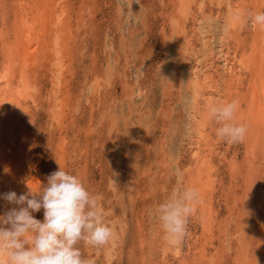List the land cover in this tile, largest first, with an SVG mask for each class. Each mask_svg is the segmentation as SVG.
Segmentation results:
<instances>
[{"label": "rangeland", "instance_id": "1", "mask_svg": "<svg viewBox=\"0 0 264 264\" xmlns=\"http://www.w3.org/2000/svg\"><path fill=\"white\" fill-rule=\"evenodd\" d=\"M6 1L7 5L9 1ZM174 2L68 0L71 11L67 25L71 37L68 36L70 40L67 38L68 42H65L67 48L63 55L72 70L66 68L68 72L58 77L57 68L53 67L57 57L45 52L42 59L45 66L32 70L36 73L37 83L28 101L21 105L27 113L15 125L20 139L23 137L27 141L22 144L20 177L25 187L31 184L39 191L42 184L47 183V176L61 166L83 181L85 188L97 199L105 223L113 230V238L105 246L97 248L85 245L83 241L78 243L83 258L92 264H178L182 260L187 264H199L200 249L207 251V261L202 264H264V116L260 119L257 106L251 107L250 102L248 105L242 100L235 113L236 123L261 131L262 142L256 151H251L248 149L250 140L246 137L239 143H227L216 137L218 125L209 119L205 104L209 94L218 98L215 97V104L249 96V79L256 76L257 71L260 74L257 76L264 79V61L261 62L264 55L248 41L254 32L248 21L249 14L240 31L241 37L249 42L247 45L241 46L233 37H223L228 0H208L205 14L199 12L201 4L193 5V13L188 19H182L185 23L182 32L186 36L178 40ZM6 5L0 11V23L8 17L3 24L6 36L0 40V69L9 61L6 54L12 53L7 49L13 47L16 35L13 12ZM186 44L189 50L192 48L187 53ZM228 46H232L230 55H226ZM233 47L240 48V57L252 50L258 53L255 62L250 63L252 72L235 65L237 59ZM195 53L200 68L208 58H213L216 72L212 85L218 88L216 92L205 89L207 92L202 93L199 106L193 105L191 88L186 86L191 81L189 64L195 61ZM20 54L17 57L19 63L24 55ZM226 58L230 59L228 63ZM178 63L182 66H177ZM234 69L238 77L246 78L245 85L228 82L230 71L232 73ZM96 80L99 84L93 87ZM53 115L60 116L54 118ZM196 118L205 120L208 143L203 142V146L206 154L212 153L209 166H215L211 177L215 190H211L212 196L208 194L206 200L203 198V205L212 206L216 223L212 235L207 234L202 220L199 221L201 218L198 219V210L202 208L200 202L199 208L195 209L197 212L194 211L189 220L186 236L180 242L170 244L155 217V209L173 193L191 187L189 172L197 163L193 154L196 130L192 128L199 121ZM262 120L260 129L257 124ZM249 131L248 128L247 133ZM254 168L258 172L252 174V178L249 174L254 173ZM197 172L195 169L193 174ZM245 179L248 183L255 182L251 202H242L248 210H244L248 221L245 223L259 238L255 240L247 234L246 241L249 242L243 247L239 241L242 236H237V224L233 223L227 229L223 224L229 222L227 209L235 201L232 191L239 196L241 190L250 187ZM239 208L234 211L239 213ZM33 215L40 221L44 219L43 209ZM215 258L222 261L217 262Z\"/></svg>", "mask_w": 264, "mask_h": 264}, {"label": "bare ground", "instance_id": "2", "mask_svg": "<svg viewBox=\"0 0 264 264\" xmlns=\"http://www.w3.org/2000/svg\"><path fill=\"white\" fill-rule=\"evenodd\" d=\"M5 1L6 0H0V11H1L2 7L3 8L5 7V5H6ZM8 1H9V3L6 6H8L7 8H10V10H12V12H13V17L15 19V21H14L15 29L14 30H15L16 35H15V38H14L15 40H14L13 45H12L13 47L10 49L9 48L7 49L8 52L12 53V54H6V57L8 58L9 61H8V63L6 62L7 64H5L4 67H2L0 69V194L6 193L8 191H15L19 195V194L27 192V190H28L25 187V184H23L22 179L20 177V174H21L20 170L23 166V165L21 166V159H20L22 156V150H23L22 144L27 142V141L24 140L23 137L20 139V137H19L20 135L17 134L18 128L15 125L17 124V122L21 121V118L24 117L25 114L27 113V110L25 108H23L21 105L28 101L27 99H29V97L31 95V91L35 88L34 84L36 82L35 81V74L36 73H33L32 70H35L39 67L45 66L44 62L42 61L43 55H44L43 52H45L46 54L49 53L52 56L57 57V60L54 61V63H53V67L57 68L58 77L63 76L65 74V72H68L67 70L70 68L69 65L67 64L68 59H66V57H64L63 53L65 52V49L67 48V46L65 45V42L69 39L68 36L71 37V33H70L71 29H68L69 26L67 25L69 23V18H70L69 14H70L71 10L69 11L70 6L68 3V0H7L6 2H8ZM207 1L206 0H177V1L175 0L174 5H176L177 11L175 13L174 20L177 23L175 28L179 29L177 31L178 40L180 39L181 36H184V37L186 36L182 32V29L185 26V23L182 22V19L184 20V17L186 19H188L189 18L188 16H190L193 13V7L192 6L197 5V4H201L200 8H199V12L202 14H205L204 13L205 12L204 7L206 6ZM216 3H217V1H216ZM219 3H220V1H219ZM225 5H226V12H225L226 16H225L224 23H225V27H226V31H225L226 33H224L223 37L226 38L228 36L231 39L233 37V39L238 40V42L241 44V46H243L245 44L247 45L250 42V43H252L251 44L252 47L258 48V52H260L259 54L264 55V29H261L258 26L253 27L254 32H253L252 36L250 37L251 39L248 40L249 42H246L247 39L244 37H241V35H240V31L243 28V25H245L244 22L246 20L245 17H247V14L264 11V0H228V2L225 3ZM85 6H86V4H85ZM85 6H84V8H86ZM10 10H9V12H10ZM88 10H86V11H88ZM84 16H85V14H84ZM142 16H143V14H142ZM203 16H205V15H203ZM72 17L73 16H71V18ZM219 17H220V15H219ZM9 18H10V15H9ZM6 19L8 20V17L1 20L3 22V24L5 23V21H7ZM76 19H80V18L76 17ZM84 19H85V17H84ZM220 19H221V17H220ZM82 22H84V21L82 20ZM3 24L0 23V40H3L2 38H5V36H6L5 35L6 30L4 29ZM86 27L87 26H84V28H86ZM80 28H82V26ZM195 29H197V28H195ZM186 30L184 32H186ZM203 33H202V35H203ZM203 37H205V36H203ZM187 38H188V36H187ZM204 43H205V41H204ZM41 44L42 45L44 44L43 49H41V46H42ZM183 44H184L183 42L180 44L182 48H183ZM184 47H185L186 53H187V51L192 50V48H190V50H189L188 44H186V46H184ZM192 47H193V45H192ZM228 48H229V50L226 53V55L231 54L230 48H232V46H228ZM233 48H234V51H236L235 59H237V60L234 59L235 65L240 66L242 69H244L248 73L252 72V64H250V63H252L255 60V57L258 56V53L255 54V52H253L252 48L250 47L252 52L248 55L245 53V55H246L245 57H243L242 55L240 57L238 55L240 48H238V47H236V48L233 47ZM21 50H24V51H21ZM209 50H207V52H209ZM242 52H244V51H242ZM20 53H22L24 55L22 56V61L19 63L20 58H17V57L19 56ZM10 55H12V56H10ZM193 56L195 57V59H194L195 61L192 60L191 63L189 64V66H190L189 69L191 70V81H189V84L186 86L191 88L190 90L192 92L193 105L199 106L202 103L201 100L203 99L202 93H204V91L207 92L205 89H208V91H209V89L215 90L213 92L218 91V88L217 87H216L217 89L215 87L213 88V85H212L216 71L214 69L213 58H208V61H206V64H204V66L202 68H200L197 53H195V55L193 54ZM194 57H192V58H194ZM188 58H189V56H188ZM229 58L225 59L226 63H228V60H230ZM261 59H262L261 62H263L264 57H261ZM187 60H189V59H187ZM186 63H189V62L187 61ZM179 64L180 63H178L177 66H179ZM185 64H183V65H185ZM256 67H257V64H256ZM66 68H67V70H66ZM227 70H229V69H227ZM256 70H258V69H256ZM257 72H256V74L260 76V74ZM230 74H231V77L228 76L230 78V81H228V82H230L231 85H232V83H236V82L238 84L245 85L246 78H241L240 76L238 77L235 69L232 70V73L230 71ZM257 75L256 76L253 75L254 77L252 76L249 79V85H248L249 90L247 91V93L250 95L244 96L240 100H238V106L242 103V101L248 105L250 102L251 107L257 106L256 110H258V112H259L258 114L260 116V119H263L262 116H264V79H262L261 77H258ZM186 76L188 78V75H186ZM187 78H186V80H187ZM216 81H217V79H216ZM94 82H96V85L95 86L93 85V87H97L98 86L97 84H99L98 81L96 80ZM246 86H247V84H246ZM215 97L216 96L209 94V96L205 99L206 106H208L210 104H215L217 99H218L217 97H216L217 99ZM32 98H34V97H32ZM46 99L48 100V98H46ZM34 101H35V99H34ZM226 102H227V100L224 101V103H226ZM65 104H67V103H65ZM64 107H65V105H64ZM48 108H49V106H48ZM252 109H251V113H252ZM59 116L57 115V117H56L53 115L54 118H58ZM242 116H243V113H242ZM203 118L205 119V117H203ZM197 119L199 120V118H196L195 120H197ZM247 120H249V119H247ZM263 120L261 121L262 123L260 122V124H257L260 129L263 126ZM253 122H254V119H253ZM252 125H253V123H252ZM194 126L195 127H192V128H194L196 130L195 132H196V138L197 139L195 142V150H194L193 154L195 156L197 163L195 165V168L193 167V171L189 172V174H190L189 177H190V182L192 183L191 187L196 188L200 194V201H201V207L202 208L200 210H198V211H200V213L198 214V215H200V217L198 218V216H197V218L198 219L201 218L199 221L202 220V224L204 226L205 232L207 234L212 235L211 230H212L213 225L216 223V216L214 214L212 206L208 205V204H207V206H204L203 204L205 203V201H203V200L206 198V196L208 194H209V196H212V191L215 190L214 183H213V180L211 178L214 174L213 170H214L215 166L214 167L211 165L209 166V164L211 162L210 155L212 153L209 152V153H207L209 155H207L205 153L206 149H204V146H203V142L208 143V134L206 133L207 127H206L205 120L196 121ZM248 128L250 129V131L246 134V138H248L250 140V142L248 143L249 144L248 149H250L251 151L252 150L256 151L257 150L256 148L258 146H260V144L262 142L260 139L261 138V131L260 130L255 131V129L252 126L247 125V129ZM63 140H64V138H63ZM206 152H207V150H206ZM252 155L253 154H251V156ZM250 166L252 167V165H250ZM255 166H253V167H255ZM236 168H237V166H236ZM195 169H198V172L193 174ZM235 171H236V169H235ZM257 172L258 171H256V169H255L254 173H251L249 175L252 177V174L253 175L257 174ZM35 179H37V178H35ZM246 180L247 179H245V182H246ZM255 180H257V179H255ZM35 181H38V180H35ZM251 181H252V179H251ZM24 183H26V182H24ZM246 183H248V182H246ZM254 183L249 182L248 184H250V187L248 185L244 190H241L242 193L238 194L239 196H237V193L235 190L232 191L233 195L235 193V197H234L235 201L233 203L231 202L232 204H229V205H232L233 208L227 207L228 208L227 210L230 212L229 213L227 211L228 212L227 218L229 219V222H227V223L225 222L223 224L224 229L230 228L229 225L233 226V223H234V225L237 224V228H236V229H238V230H236L237 236L238 235L242 236V238H239L240 240L239 239L238 240L241 242L243 247L246 246V242H249V241H246L247 234L251 235V237L253 236V238L255 240H257V237H258L256 235H253L254 232L251 233L252 231L250 232V230H248V228L246 226L247 223H245V222L247 220L245 218L246 213L244 212L246 207H245V204L244 205L242 204V202L244 203V201H245V203L248 201L251 202V195L253 194V196H254V189H253ZM211 198H213V197H211ZM208 200L211 201V199H208ZM250 204H252V203H249V205ZM13 206L14 205H10L6 201L0 199V215H2L5 211L9 210ZM197 207L198 206L195 205V209H197ZM236 207L237 208L240 207L239 213H236L237 211L236 212L234 211V209ZM195 212H197V211H195ZM214 227H215V225H214ZM213 229H215V228H213ZM228 230H230L229 233L233 232L231 229H228ZM232 235L235 236L233 233H232ZM254 236H256V237H254ZM162 240L163 239H161L160 241H162ZM163 243H164V241H163ZM165 244H166V242H165ZM222 246L226 247V246H224V243ZM177 248H178V246H177ZM203 250L200 249V255L202 258L200 257L201 260H200L199 264L204 263L203 261L206 260L205 254L207 251H205V250L203 251ZM246 252H248V250ZM179 253H180V250H178L176 252V255L178 256ZM211 257H213V256H211ZM218 257H219V255H218ZM215 260H217V262H218V260H219V262L222 261L221 258L220 259L215 258ZM205 263H207V262H205ZM0 264H6V258L4 260H0ZM178 264H187V262L185 260H182Z\"/></svg>", "mask_w": 264, "mask_h": 264}, {"label": "clouds", "instance_id": "3", "mask_svg": "<svg viewBox=\"0 0 264 264\" xmlns=\"http://www.w3.org/2000/svg\"><path fill=\"white\" fill-rule=\"evenodd\" d=\"M248 21L264 29V11L250 13ZM237 108L236 100L208 105L209 119L218 125L216 137L227 143L243 142L247 134L246 124L235 122ZM26 187L27 192L19 195L15 191L0 194V199L14 205L0 215V260L6 258V264H92L83 258L78 243L105 246L113 230L78 175L60 166L39 191L29 184ZM200 202L198 190L187 187L156 207L155 217L170 244L186 236ZM41 209L43 221L33 215Z\"/></svg>", "mask_w": 264, "mask_h": 264}]
</instances>
